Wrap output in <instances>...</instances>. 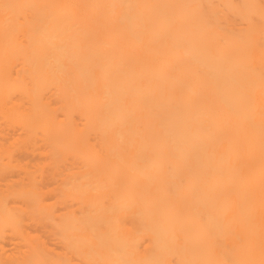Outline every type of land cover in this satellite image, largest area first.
I'll use <instances>...</instances> for the list:
<instances>
[{
	"label": "bare ground",
	"instance_id": "bare-ground-1",
	"mask_svg": "<svg viewBox=\"0 0 264 264\" xmlns=\"http://www.w3.org/2000/svg\"><path fill=\"white\" fill-rule=\"evenodd\" d=\"M0 264H264V0H0Z\"/></svg>",
	"mask_w": 264,
	"mask_h": 264
}]
</instances>
